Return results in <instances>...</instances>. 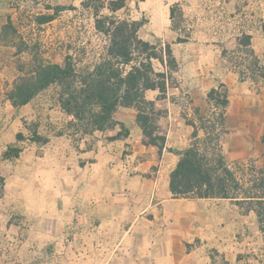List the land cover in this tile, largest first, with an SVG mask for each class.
<instances>
[{"label":"crops","instance_id":"0c3cea01","mask_svg":"<svg viewBox=\"0 0 264 264\" xmlns=\"http://www.w3.org/2000/svg\"><path fill=\"white\" fill-rule=\"evenodd\" d=\"M69 2L0 0V144L17 148L1 161L4 193L52 232L71 234L66 244L51 242L64 251L54 264H264V0L219 1L215 13L195 20L225 26L188 36L172 27V6L161 28L149 20L138 29L144 40L168 43L177 62L176 84L164 96L145 91L162 111L161 150L144 142L135 107H118L111 128L78 135L55 96L42 98L47 89L21 106L6 98L28 61H41L20 45L22 14L36 36L43 32L37 28L60 24ZM42 15L52 18L38 21ZM243 33L248 54L238 42ZM62 54L51 62L61 63ZM211 89L225 92L221 123L207 97ZM121 125L126 132L117 136ZM194 141L206 143L209 156L221 154L239 183L233 197L173 195L170 172Z\"/></svg>","mask_w":264,"mask_h":264},{"label":"trees","instance_id":"16d2710c","mask_svg":"<svg viewBox=\"0 0 264 264\" xmlns=\"http://www.w3.org/2000/svg\"><path fill=\"white\" fill-rule=\"evenodd\" d=\"M98 1L82 2L84 6L92 5L95 29L107 37L97 61L91 66L78 67L72 54L65 55L61 63L39 61L30 71L16 78L6 92V98L13 106H21L41 91L54 87L60 108L73 116L75 128L82 133L111 128L116 124L113 113L118 107H135L136 122L142 129L144 142L161 150L165 136L158 132L156 121L162 111L155 108L153 100L145 98V91L158 89L160 96H164L167 88L176 84L172 73L177 69V62L170 45L162 46L140 38L138 29L143 20L114 19L112 14L123 7L124 0H108L105 4ZM102 8L110 14L99 15ZM174 11L173 6L170 10L172 19ZM51 18L42 15L38 21ZM238 42L247 54L251 52L249 35L243 33ZM155 61L160 68H156ZM252 64H255L254 60ZM207 97L216 107L226 105L223 90L211 89ZM216 119L221 123L222 113ZM123 132L126 131L121 125L117 136ZM211 141L209 136L208 142ZM205 145L194 141L178 153L169 180L174 196L229 197L230 194L233 197L231 194L238 188V180L224 165L221 154L207 155ZM263 177L261 174L260 178Z\"/></svg>","mask_w":264,"mask_h":264},{"label":"rangeland","instance_id":"374dc122","mask_svg":"<svg viewBox=\"0 0 264 264\" xmlns=\"http://www.w3.org/2000/svg\"><path fill=\"white\" fill-rule=\"evenodd\" d=\"M19 1L17 0L18 3ZM68 1H70V12L59 13L63 18L60 24L55 25V29H53V25L37 28L38 31L43 30V32L36 36L33 35L34 31L28 26L30 18L22 14L23 21L19 23L18 33L20 45L29 47L35 60L51 61L55 55V60H60L62 53H65L74 56L78 67L91 66L104 51L107 37L95 29L92 5L86 8L88 6L85 7L82 3L84 0ZM99 1L105 4L108 0ZM219 1L222 0H124L123 7L114 12L112 16L114 19L150 20L151 23L157 24L161 28L162 23L166 20L167 7L174 6V18L171 25L178 28L180 36L183 37L188 36L191 30L197 33L202 31L203 28L224 27L225 24H218L215 21L212 24L206 20L202 22L195 20L196 16H204L208 12L215 13L216 10L213 7L217 6ZM238 1L240 4H244L249 0ZM182 13L186 16H182ZM100 14L110 13L106 8H102L99 11ZM67 19L71 23H69L70 27L68 29L65 27ZM196 21L198 25L195 23ZM227 26L228 28L232 27V25ZM67 35L69 38H67ZM153 42L159 43L157 41ZM232 61L242 62L236 54L232 55ZM23 62H26V59ZM36 63L30 64V61H28L25 73L30 71L33 64ZM155 66L160 68L156 61ZM55 92L54 87H49L44 91L43 95L45 96L42 98L46 97L49 101L48 98L55 96ZM43 107L45 108V106ZM0 115L1 128L4 125L1 111ZM73 122L68 127H72L75 134H87L78 131ZM31 127L30 124L29 129H32ZM15 149L17 148L7 147L4 150L0 144V264H54V256L63 254L64 251L51 248V242L59 240L66 244L65 241L71 237V234L64 233L61 236V234L52 232L49 222L46 223L45 220L43 222V219L39 216L28 215L29 211L24 208V202L13 200L9 198L8 194L4 193V166L1 165V161L4 155L16 154Z\"/></svg>","mask_w":264,"mask_h":264},{"label":"built area","instance_id":"2783aa9c","mask_svg":"<svg viewBox=\"0 0 264 264\" xmlns=\"http://www.w3.org/2000/svg\"><path fill=\"white\" fill-rule=\"evenodd\" d=\"M219 113H222V108L220 107L218 108V110H216L215 117H217Z\"/></svg>","mask_w":264,"mask_h":264}]
</instances>
